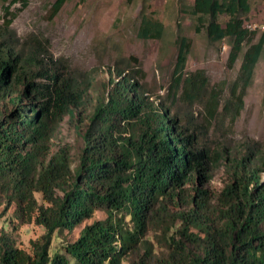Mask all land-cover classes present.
<instances>
[{"label": "trees", "instance_id": "16d2710c", "mask_svg": "<svg viewBox=\"0 0 264 264\" xmlns=\"http://www.w3.org/2000/svg\"><path fill=\"white\" fill-rule=\"evenodd\" d=\"M29 1L3 6L0 25V220L14 206L0 264H264V151L229 138L264 52V32L255 40L245 26L250 0L182 4L196 31L228 41V65L241 63L231 83H213L187 69L191 39L180 35L165 95L141 68H113L97 88L45 43H21L10 6ZM67 1L52 2L49 18ZM165 33L141 11L139 38ZM65 121L80 141L76 158L72 145H53ZM25 224L43 229L28 248L16 235Z\"/></svg>", "mask_w": 264, "mask_h": 264}, {"label": "rangeland", "instance_id": "374dc122", "mask_svg": "<svg viewBox=\"0 0 264 264\" xmlns=\"http://www.w3.org/2000/svg\"><path fill=\"white\" fill-rule=\"evenodd\" d=\"M55 0H30L23 8L13 3L15 14L11 27L21 43L36 38L48 46L55 59H62L74 69L88 72L98 87L106 82L113 68L132 72L141 68L143 78L154 94L165 95L177 53L176 40L180 35L191 39L188 70L203 68L211 82L231 83L237 76L241 58L228 65L230 45L227 40L211 43L204 31L195 29L196 20L182 11L184 2L192 0H68L59 13L49 18V8ZM11 0H0V25L4 20L3 6ZM252 11L245 21L264 24V0H250ZM160 19L166 27L161 41L143 40L137 36L141 11ZM222 16L221 20H226ZM257 40L264 32L257 29ZM129 56H136L139 65L127 63ZM233 144L245 141L258 142L264 151V52L256 66L253 80L247 89L244 108L236 120L229 137ZM68 143L75 154L80 141L73 124L65 121L57 130L53 145ZM226 175L218 170L209 188L217 193ZM41 199L40 195L37 194ZM4 204L0 202V212ZM11 207L0 220V228L11 231ZM43 229L36 224H25L16 231L19 244L28 248L31 239L41 235ZM76 230L72 236H76ZM62 239V238H61ZM59 239V240H61Z\"/></svg>", "mask_w": 264, "mask_h": 264}, {"label": "built area", "instance_id": "2783aa9c", "mask_svg": "<svg viewBox=\"0 0 264 264\" xmlns=\"http://www.w3.org/2000/svg\"><path fill=\"white\" fill-rule=\"evenodd\" d=\"M249 30H263L264 31V24H258V23H249L245 25Z\"/></svg>", "mask_w": 264, "mask_h": 264}]
</instances>
